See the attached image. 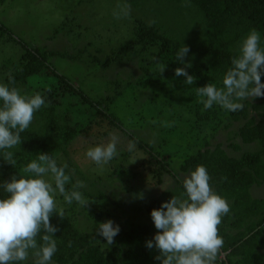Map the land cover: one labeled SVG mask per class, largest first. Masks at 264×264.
Masks as SVG:
<instances>
[{
	"label": "rangeland",
	"instance_id": "obj_1",
	"mask_svg": "<svg viewBox=\"0 0 264 264\" xmlns=\"http://www.w3.org/2000/svg\"><path fill=\"white\" fill-rule=\"evenodd\" d=\"M136 20L183 43L200 38L201 17L186 0H145L137 5L124 0H0V83L19 66L26 51L54 52L75 59L60 55L48 58L49 66L29 77L20 92L40 94L46 102L34 113L29 128L42 132L46 118L39 112L49 105H57L61 124L75 128V136L63 145L56 161L66 164L71 176L66 190L71 192L82 183L78 190L89 203L86 207L75 202L68 205L57 194L56 209L63 210V218L79 230L89 233L110 220L100 211L106 208L120 230L130 222L151 223L145 204L157 197H176L171 194L175 183L170 176L177 173L178 184H182L189 172L180 171L179 165L189 155L199 152L208 158L214 157L210 152H218L239 158L256 150L255 143L249 142L244 120H233L230 112L219 106L205 110L198 103L195 88L207 83L219 88L221 84L203 77L200 83L186 85L184 77L175 76L176 64H155L161 48L148 47L138 56H126L119 63L102 67L101 63L134 35ZM202 60L195 55L184 58L191 67ZM246 101H259L264 110V97ZM262 113L251 111L249 119L258 123ZM113 136L118 155L107 165L96 166L86 157V150L109 142ZM150 154L167 169H153L156 163L150 161ZM19 172L24 175L22 169ZM252 192L253 197L264 199V185ZM101 194L107 202L99 199ZM95 197L98 200L94 201ZM89 213L98 215L97 225ZM100 241L105 242L103 237ZM220 259H224L223 254ZM26 264H35L34 256Z\"/></svg>",
	"mask_w": 264,
	"mask_h": 264
},
{
	"label": "trees",
	"instance_id": "obj_2",
	"mask_svg": "<svg viewBox=\"0 0 264 264\" xmlns=\"http://www.w3.org/2000/svg\"><path fill=\"white\" fill-rule=\"evenodd\" d=\"M124 1L137 5L145 0ZM186 1L196 7L201 17L200 38L197 41L183 43L167 38L156 26H148L136 20L134 35L115 54L101 63L102 67L108 68L114 63H119L126 56H138L148 47L161 48V52L154 57L155 64L161 66L176 64L178 67H183L184 65L177 63L174 57L175 52L185 45L190 49L187 55H195L203 59L197 66L186 69L188 73L196 70L192 74L196 78L195 81L200 83L205 77L209 81L221 84L224 74L232 66L233 57L238 53L240 41L251 30L258 31L264 37V0ZM56 55L60 54L26 51L19 66L5 78L4 84L20 91V87L27 84L28 78L39 74L43 68L49 66V59ZM60 56L75 61L73 57L65 54ZM242 103L243 108L230 112V115L233 120L245 121V126L249 128V142L255 143V151H246L239 158L228 157L218 152H210L214 157L207 158L198 152L184 158L179 165V170L184 173L190 172L197 165L205 166L211 177L210 184L213 191L225 198L230 205V212L222 217L218 226V234L223 238L224 245L218 253L215 264H264V199H257L252 195V190L264 185V113L261 114L262 119L258 123L249 119L251 111L264 110L259 101L254 103L242 101ZM56 107L57 105H49L39 112L46 118L42 132L28 128L21 133L20 146L12 150L16 160L14 166L0 160V184L9 180L14 174L21 176L19 171L37 153H48L56 159V155L63 151V145L73 139L75 128H71L69 124H61V117ZM137 145L145 149L143 144L137 143ZM149 158L151 162L156 163L153 169H167V166L156 157L150 154ZM66 173L69 174L67 170ZM176 175L177 173L173 174V177L170 176L175 183L174 192L171 194L179 197L183 188L182 184H178L180 181ZM99 199L107 202V197L102 194ZM93 200L98 199L95 197ZM167 200L163 196L151 199L144 206L147 220L151 223L130 222L127 227L121 228L117 241L108 246L105 245L106 242L102 244L96 230L91 233L81 231L73 223L54 213L50 217V224L57 228L53 234L57 242V252L52 258V263L160 264L156 259L159 255L158 250L147 248L146 241L153 238L152 235L156 230L150 218V211L159 208L161 203ZM100 211H103L102 216H105V220L114 219V216H110L109 209ZM88 215L93 223L96 220L94 226L97 225L100 219L98 215L91 213ZM42 235L43 232L36 237L38 244L43 243ZM222 254L223 260L220 259ZM32 256L33 252L30 250V257Z\"/></svg>",
	"mask_w": 264,
	"mask_h": 264
},
{
	"label": "clouds",
	"instance_id": "obj_3",
	"mask_svg": "<svg viewBox=\"0 0 264 264\" xmlns=\"http://www.w3.org/2000/svg\"><path fill=\"white\" fill-rule=\"evenodd\" d=\"M123 14L127 15V11ZM189 51L182 45L174 57L177 63L184 65L174 70L175 76L184 77L186 85H192L196 79L186 71L191 67L184 61ZM231 65L222 78V87L207 83L195 88L203 109L216 105L236 112L243 108L242 101L264 97V83L261 82L264 37L261 33L251 30L240 41ZM45 103L40 94L28 96L0 83V160L11 166L16 164L12 150L20 146L21 133L29 128L34 113ZM85 155L98 167L107 165L118 155L117 138L113 136L105 144L89 147ZM66 168V164L58 165L48 153H37L23 166L24 175L14 174L0 184V264H26L30 250L35 264H51L57 252L53 235L57 228L50 224V217L54 213L61 218L64 215L63 210L56 212V195H61L68 205L75 202L86 207L89 203L78 190L83 187L82 183L75 185L71 192L66 190L65 186L71 181ZM210 179L207 168L197 165L183 177V192L179 197L172 196L150 211L158 231L146 241V247L158 250L156 259L160 264H215L224 245L218 226L222 217L230 212V205L213 191ZM41 232L43 243L38 244L36 237ZM96 232L108 246L114 243L120 227L106 220L98 224Z\"/></svg>",
	"mask_w": 264,
	"mask_h": 264
}]
</instances>
